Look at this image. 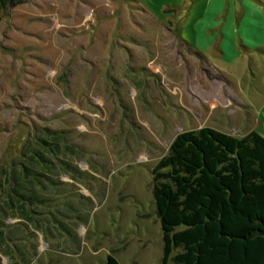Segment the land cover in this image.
<instances>
[{
    "label": "rangeland",
    "instance_id": "rangeland-1",
    "mask_svg": "<svg viewBox=\"0 0 264 264\" xmlns=\"http://www.w3.org/2000/svg\"><path fill=\"white\" fill-rule=\"evenodd\" d=\"M263 49L264 0L0 5V169L8 174L36 149L53 155L40 139L64 137L76 154L62 157L81 173L63 172L52 203L72 211L75 200L87 216L77 255L65 256L74 248L66 236L38 230L31 264H106L108 254L162 264L152 169L182 131L264 136ZM46 204L58 214L49 202L37 209Z\"/></svg>",
    "mask_w": 264,
    "mask_h": 264
},
{
    "label": "trees",
    "instance_id": "trees-1",
    "mask_svg": "<svg viewBox=\"0 0 264 264\" xmlns=\"http://www.w3.org/2000/svg\"><path fill=\"white\" fill-rule=\"evenodd\" d=\"M40 140L53 155L36 149L37 158L31 153L26 163L0 172V187L27 190L19 196L36 204L46 201L48 184L61 191V170L81 173L62 157L76 154L64 137ZM152 174L162 264L168 258L176 264H264L263 135L251 130L237 137L209 126L179 132ZM106 264L121 263L108 254Z\"/></svg>",
    "mask_w": 264,
    "mask_h": 264
},
{
    "label": "crops",
    "instance_id": "crops-1",
    "mask_svg": "<svg viewBox=\"0 0 264 264\" xmlns=\"http://www.w3.org/2000/svg\"><path fill=\"white\" fill-rule=\"evenodd\" d=\"M14 168L16 167H11V169ZM65 171L69 172L65 169L60 171L61 176L59 175L58 177L59 183L62 179H60V177H62L64 174L63 172ZM1 177L4 178V176ZM73 177L74 176L71 178L74 180L75 178ZM48 185L50 188L48 187L44 193L46 198L45 203L49 202L51 204L50 206L58 212L57 215H55L52 210H49L48 204H46L47 206L45 209L41 207L37 209L38 207L36 206V203H31L30 200L19 196L21 194H27V190L11 191L8 188L0 187V221L3 222L0 226V264L4 256L12 258L13 263L15 264H31L40 252L38 250L39 245H37L36 242H32V239L37 237L38 230L44 231L52 237L56 236L64 238L66 236L68 238L67 242H72L74 248L72 246H67L66 249L69 253H65V256H69L70 253L71 255H77L81 249V240L76 229L81 223H85L87 221V216H85V213L77 208L78 205L75 203V200H67L66 202L67 206L71 205L72 211L66 210L64 206L55 209V204L52 203L56 199V197H54V194H56L55 188H53L50 184ZM59 186L62 189L61 191H58V194L56 195L60 196L62 194L63 196L62 192L65 188L61 185V183ZM70 193L75 195V192L73 191ZM3 194H5L6 197H3ZM27 209H30V211L40 216V218L30 216ZM7 219H13L16 223L13 226H9ZM42 239L48 247L52 245V242H48L47 236L42 235ZM59 243L63 244L65 242L64 240H61L56 245ZM41 251L47 253V249L42 248ZM14 252L17 253L19 259L16 255H13Z\"/></svg>",
    "mask_w": 264,
    "mask_h": 264
}]
</instances>
